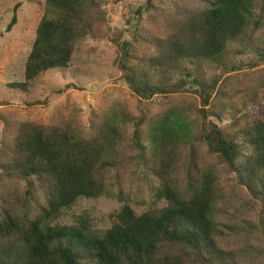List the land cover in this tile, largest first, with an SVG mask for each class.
I'll use <instances>...</instances> for the list:
<instances>
[{"label": "trees", "instance_id": "obj_1", "mask_svg": "<svg viewBox=\"0 0 264 264\" xmlns=\"http://www.w3.org/2000/svg\"><path fill=\"white\" fill-rule=\"evenodd\" d=\"M23 1L14 6L8 30ZM27 1L44 2L45 10L25 80L9 84L25 93L48 70L68 68L77 44L98 37L104 26L100 14L92 15L95 0ZM201 7L184 16L166 61L140 63L123 38L119 69L139 99L195 91L208 107L219 82L207 73L227 67L229 56L256 51L254 35L264 50V0H205ZM256 53L257 63H264V52ZM203 107L174 106L147 120L115 104L92 134L71 125L15 123L10 143L0 150V169L5 178L25 181L26 190L0 206V236L18 237L28 264H264V119L234 113L233 129L227 130L211 119L223 113ZM197 138L247 190L250 200L240 207L261 205L247 231L257 240L240 253L222 245L232 226L218 218L226 200L221 169L197 166ZM131 167L148 185L150 205L164 201L165 207L137 213L126 203L102 235L53 224L81 197L130 201L119 178Z\"/></svg>", "mask_w": 264, "mask_h": 264}, {"label": "rangeland", "instance_id": "obj_2", "mask_svg": "<svg viewBox=\"0 0 264 264\" xmlns=\"http://www.w3.org/2000/svg\"><path fill=\"white\" fill-rule=\"evenodd\" d=\"M203 1L95 0L92 15L100 14L103 18L101 35L79 42L68 68L48 70L25 93L11 88L9 84L25 80L26 62L45 3L24 0L17 11V23L8 30L18 0H0V150L10 143L13 137L11 129L19 121L44 126L71 125L85 134H92L95 124L103 120L104 114L115 104L147 120L174 106L203 107L195 91L158 95L150 100L139 99L123 79L118 61L122 55L120 44L123 38L129 41L131 55L140 63H147L149 58L166 61L171 38L178 33L184 16L200 10ZM260 40V36H253L254 49L264 52ZM256 51L229 56L227 67L213 68L207 73V78L215 77L219 85L212 103L203 108L223 113L220 118L211 119L227 130L233 129L234 113L239 117L249 114L264 119V63H257ZM195 147L198 167L221 169L219 176L226 200L221 203L218 218L221 224L232 226L236 232L231 227L226 229L222 245L240 253L241 249L257 240L255 234L247 231L255 227L250 222L258 220L261 205L241 208V203L250 200L247 190L235 181L232 173L218 164L214 156L209 155L202 140L197 138ZM138 174L139 171L131 167L125 169L119 178L124 192L131 194L130 201L107 196L81 197L71 208L65 209L53 224L85 226L102 235L113 225L116 215L126 203L137 213L165 207L164 201L150 205L149 187L138 178ZM153 180L151 184H154ZM25 190V181L5 178L0 169V206L9 202L14 194L15 197L24 195ZM37 199L43 200L40 194ZM142 202L146 204L141 205ZM23 252V243L18 237L0 236V264H28ZM242 260L241 264H262L261 261L250 263Z\"/></svg>", "mask_w": 264, "mask_h": 264}]
</instances>
